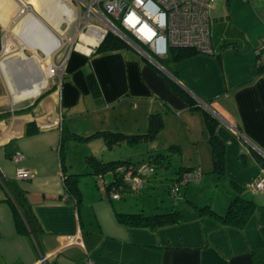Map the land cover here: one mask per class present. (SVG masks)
Instances as JSON below:
<instances>
[{
  "label": "crops",
  "instance_id": "obj_1",
  "mask_svg": "<svg viewBox=\"0 0 264 264\" xmlns=\"http://www.w3.org/2000/svg\"><path fill=\"white\" fill-rule=\"evenodd\" d=\"M48 1L46 19L60 30L54 33L57 36L31 12L25 15L19 30V53L27 49L38 56L37 49L47 48L43 50L45 57L38 56L37 61L33 56L32 61L34 71L42 69L40 86L33 70L23 69L22 73L25 65L13 62L11 57L15 55L5 47L0 55L1 77L11 95L9 99L0 95V264H38L42 253L51 255L52 264H58L61 252L71 256L76 264H81L85 256L95 264H264V254L257 262L254 253H264V188H250L251 182L264 176V47L260 48L264 39V0H214L210 10L212 52L197 50L166 64L155 58L163 67L129 47L88 52L75 46L66 53L62 78L52 79L48 92L37 97L33 95L47 83L49 63L61 58L59 49H53L50 42L58 45V35L65 29L68 35V27L60 29V22L65 18L69 26L76 14L69 0ZM4 15L0 12V19ZM17 70L21 72L22 87L26 88L25 97L32 96L21 110L16 103L23 95L11 87L5 75L6 71L17 75ZM90 71L100 89L97 94L87 83L86 74ZM182 91L190 94L200 108L191 109ZM204 109L217 117L216 134L225 143L222 175L213 171ZM151 113H160L163 119L154 138L114 145H142L136 156L127 148L105 159L97 155V144L89 153L104 160L123 156L144 165L148 152L178 146L169 151L170 163L177 158L178 167L199 170V182L205 180V173H209L211 183L223 182L219 195L210 200L217 212L223 213L236 193L256 202L245 226L226 225L212 214L154 230L119 222L113 200L119 199L121 192L119 197L111 198L107 189L112 172L100 177L86 161L88 153L80 160L79 169L66 158L64 143L66 139L73 140L72 133L88 135L99 129L144 132ZM31 121L38 130L27 133L26 126ZM62 134L66 138L60 152ZM17 151L22 156L16 160L13 154ZM17 167L27 168L30 176L16 178ZM68 173L78 174L79 202L65 190L64 176ZM82 177L102 206L98 217L95 215V233L88 228L89 215L82 209ZM4 178L17 180L25 190L42 226L36 242L28 234L16 231L6 200L8 192L2 184ZM119 207L117 210H125ZM69 235L79 238V242H72Z\"/></svg>",
  "mask_w": 264,
  "mask_h": 264
},
{
  "label": "trees",
  "instance_id": "obj_2",
  "mask_svg": "<svg viewBox=\"0 0 264 264\" xmlns=\"http://www.w3.org/2000/svg\"><path fill=\"white\" fill-rule=\"evenodd\" d=\"M1 29V27H0ZM126 32L133 38V34L126 30ZM1 33V30H0ZM143 45V44H142ZM145 48L146 45H143ZM133 48L131 47L123 38L108 31L103 40L95 47L94 52L111 51L119 48ZM134 49V48H133ZM197 49L191 46H179L172 45L168 47L167 53L163 56H157L156 59L163 64L168 61H177L190 54L196 52ZM87 83L93 94L100 92L96 78L90 71L86 74ZM168 81L175 85L170 78ZM185 100L191 109L200 108V104L188 94L186 91H182ZM204 123L206 130L208 132V141L211 146V157L213 171L222 175L225 168V143L216 134V125L218 124V119L210 111L204 109ZM163 119L160 113H151L148 117V128L144 132L129 133L122 130H112V129H99L88 135H82L78 133H72L71 137L75 140H88L94 137H101L104 143L108 147H113L115 144L125 143H135L139 140H149L154 138L159 129L162 127ZM38 130V126L34 121H31L26 126L27 133H33ZM68 136V135H67ZM66 137L61 135L60 152L62 150V142ZM179 148L178 146L171 145L166 151H156L148 152L144 156V162L146 164V170H144L140 175L142 176L147 168H156L160 165L167 164L170 165V150ZM86 161L92 165L94 171L103 176L107 171L112 172L111 181L107 183L108 191L113 185L122 184L124 188L129 187L130 184L125 181L124 173L128 168H132L134 172L136 167L140 164L132 162L127 159V157L117 156L104 160L93 153H88L85 156ZM131 165V166H130ZM195 168H185L178 167L176 181L173 187H176V191L173 194H179L181 192V185L187 184L190 179L187 177L188 172H193ZM2 184L7 189L8 195L6 200L8 201L14 221L15 229L18 233L28 234L34 241H37V235L42 229V226L38 220V217L34 213L30 202L26 197L25 190L20 186L19 182L13 178H4ZM64 187L67 193L72 194L76 200L79 202L81 198V191L78 186V174L68 173L64 176ZM172 187V188H173ZM173 192V191H172ZM182 193V192H181ZM192 208H176L174 205L166 211H159L154 213H144L143 211H123L115 210V217L119 222L125 223L130 226H145L154 230L157 227L172 224L180 221H186L193 217H201L204 214H212L220 219V221L226 225H231L235 227H243L248 222L250 216L256 208V202L253 199L244 197L239 193L234 194L226 210L223 213L217 212L210 203H205L204 205H198L192 200L189 201ZM256 259L259 262V257H263L262 250H255Z\"/></svg>",
  "mask_w": 264,
  "mask_h": 264
},
{
  "label": "built area",
  "instance_id": "obj_3",
  "mask_svg": "<svg viewBox=\"0 0 264 264\" xmlns=\"http://www.w3.org/2000/svg\"><path fill=\"white\" fill-rule=\"evenodd\" d=\"M76 9V31L73 36L60 34L61 41L70 43L68 53L78 44L86 45L88 52L103 40L108 31H112L123 38L136 51L155 59L167 53L172 45L191 46L200 52H212L210 33V10L214 0H70ZM68 27V25H67ZM66 30V29H65ZM131 32L133 39L127 32ZM83 35H91L92 42L87 41ZM130 40H128V38ZM146 45L145 48L143 45ZM264 47L263 43L260 48ZM67 54L58 63H49V76L59 75ZM19 151L13 154L14 159L21 158ZM131 166V165H130ZM146 170V164L125 170L124 179L130 188L138 189L142 186L140 173ZM16 178H28L30 172L27 168L17 167ZM187 177L198 180L201 176L199 170L188 172ZM101 177V175H99ZM253 191L264 188V176L250 183ZM124 189L122 184H116L109 190L111 198L120 196ZM173 193L176 187L172 188ZM72 242H79V238L69 235ZM51 255L41 254L38 264H52ZM81 264H95L89 256H85Z\"/></svg>",
  "mask_w": 264,
  "mask_h": 264
},
{
  "label": "rangeland",
  "instance_id": "obj_4",
  "mask_svg": "<svg viewBox=\"0 0 264 264\" xmlns=\"http://www.w3.org/2000/svg\"><path fill=\"white\" fill-rule=\"evenodd\" d=\"M51 1V0H50ZM70 1V0H69ZM71 4V2H69ZM49 6L48 0H0V12L4 13V18L0 19V27L2 26L3 30L0 33V55L3 52L4 47L6 50L14 54L15 56L11 57V59L19 63L24 64V67L22 68L21 72L24 73L25 70H28V68L32 69L34 74V77L37 78L38 86H40L39 78L40 75L43 73H40L41 70H37L35 68L34 71V65H32L33 56H35L34 59L38 56L45 57V52L47 48L45 49H37L38 56L35 55V52L29 51L25 49L21 53H19L18 48H21V39H20V26L22 24L23 19L25 18V15L27 13L31 12L38 16L44 24L47 25V27L50 29V31L54 34L56 32H59V29H55L53 26V23L48 21L46 18H48L49 14L47 13ZM65 18L61 20L60 22V29H64V27L67 26ZM2 23V24H1ZM7 26H9V32L7 31ZM1 30V29H0ZM65 30H63V33ZM63 33L61 35H63ZM57 36L56 34H54ZM60 38V36L58 35ZM6 40V43H5ZM61 41V39H59ZM53 44V47L57 45L56 43H53V41L50 42ZM50 46L52 47V45ZM41 46L39 45L38 48ZM46 47V46H42ZM44 50V51H43ZM34 54V55H33ZM32 55V56H31ZM62 58V57H61ZM12 62V63H13ZM31 63V66L29 64ZM38 63V62H37ZM30 66V67H28ZM41 67V66H40ZM25 69V70H23ZM40 69V68H39ZM16 70V69H15ZM14 70V71H15ZM19 71L17 70V73ZM21 72H19L17 75L13 74L11 71H6L5 75L9 77L10 85L13 87L20 95H23V98L17 99L22 100L25 97L24 89L22 86L24 84L21 81ZM38 72V74H37ZM15 73V72H14ZM13 74V76H12ZM49 79V78H47ZM54 79L58 81V76L54 75V77H50L49 81L46 83L45 86H42L40 88V91L36 93L33 96H42L46 92H48V85L51 84V80ZM29 83V82H26ZM31 84V83H30ZM0 85H1V93L0 95H3L4 99H9L11 95L7 93V89L4 86L1 73H0ZM2 97V96H0ZM32 97V96H31ZM36 97V98H37ZM65 155L68 160H71L76 168H80L81 166V159H83L85 153H89V149L91 147H94L95 144L99 145L97 146V155L103 156L105 159L108 157V155H113L114 153H120L123 152V150H128L131 152L130 154H133L136 156V153L140 152L138 150V146L142 145H122V146H114V147H108L106 144H103V141L101 138L95 137L91 138L88 141L82 140H72V139H66L65 140ZM144 147V146H143ZM174 154V153H173ZM172 154V155H173ZM110 157V156H109ZM175 157V156H174ZM175 158L172 163H170V166L166 167L165 165H160L158 167L150 168L148 171H145L144 174L141 176L142 179V186L138 189H132L128 188L125 190H121V197L119 199H114L113 203L117 207V209H121L119 206H122L125 211H143L144 213H154L159 211H166L174 205L176 208H184L187 209L192 208L189 201H193L194 203L198 205H204L205 203H210L211 197L218 196L220 193V189L223 186V182H219L218 185L211 183L209 180V177L207 176L209 173H205L203 177H206L205 180L200 181L192 179L187 184L181 185V192L179 194H173L172 187L176 181V175H177V169H178V163L176 162ZM83 162V161H82ZM215 174V173H211ZM109 177V175L107 176ZM92 180V177L91 179ZM89 180V186L91 184ZM209 180V181H208ZM205 182V183H204ZM83 192H84V201H83V208L85 210V214L89 215V229L92 230V233H95L97 231L98 226L95 219V215L98 217V213L100 210L101 203L100 201L95 199V194L93 193L92 189L88 186H85V179H81L80 182ZM216 187V189H214ZM189 188V189H187ZM106 193V192H105ZM107 196V193H106ZM107 205L109 208L112 206L109 198H107ZM121 205H119V204ZM212 203V202H211ZM210 203V204H211ZM213 205V204H212ZM98 210V211H97ZM99 219V218H98ZM100 221V220H99ZM88 223V220H87ZM56 263L58 264H76L75 260L71 258V256L59 253Z\"/></svg>",
  "mask_w": 264,
  "mask_h": 264
},
{
  "label": "flooded vegetation",
  "instance_id": "obj_5",
  "mask_svg": "<svg viewBox=\"0 0 264 264\" xmlns=\"http://www.w3.org/2000/svg\"><path fill=\"white\" fill-rule=\"evenodd\" d=\"M74 27V30H73V33L71 34V35H69V36H73V34L75 33V31H76V28H75V23L73 22L71 25H69L68 26V28L67 29H71V27ZM67 46H70V43H68V44H64L62 41H60L59 40V42H58V45H56L53 49H55V48H57V49H59L58 50V52H57V54L59 53V57H63V56H65L66 55V51L69 49V47H67ZM73 48V47H72ZM71 48V49H72ZM52 49V50H53ZM60 60H61V58L60 59H58L57 61H54L53 63H58V62H60ZM65 61V60H64ZM52 63V62H51ZM63 64H64V62H63ZM62 68H63V66H62ZM59 78V80L62 78V76H63V69H61L60 70V72H59V75H57ZM50 77H54V75L53 76H48V78L50 79ZM49 79H47V82L49 81ZM21 101V100H20ZM23 106H25V105H22V106H20V110L21 109H23L22 107ZM28 106H31V105H28Z\"/></svg>",
  "mask_w": 264,
  "mask_h": 264
},
{
  "label": "water",
  "instance_id": "obj_6",
  "mask_svg": "<svg viewBox=\"0 0 264 264\" xmlns=\"http://www.w3.org/2000/svg\"><path fill=\"white\" fill-rule=\"evenodd\" d=\"M73 30H74V27L72 26L71 27V29L68 31V35H71L72 33H73ZM128 38V37H127ZM128 40H130L129 38H128ZM150 59V58H149ZM150 60H153L156 64H158L159 66H161V67H163L156 59H150ZM167 71V70H166ZM168 72V74H171V72H169V71H167ZM32 101V97L31 96H29V97H26V98H24L23 100H21V101H19V102H17L16 103V105L17 106H22V105H26V104H28L29 102H31Z\"/></svg>",
  "mask_w": 264,
  "mask_h": 264
},
{
  "label": "bare ground",
  "instance_id": "obj_7",
  "mask_svg": "<svg viewBox=\"0 0 264 264\" xmlns=\"http://www.w3.org/2000/svg\"><path fill=\"white\" fill-rule=\"evenodd\" d=\"M73 10H74V8H73ZM83 37H84L87 41H89V42L94 41L91 35H86V36L83 35ZM82 45H83V44H78L77 47H79V48H84L85 50H88L87 47H85L86 45H83V46H82ZM84 49H83V50H84ZM78 50H79V49H78Z\"/></svg>",
  "mask_w": 264,
  "mask_h": 264
}]
</instances>
